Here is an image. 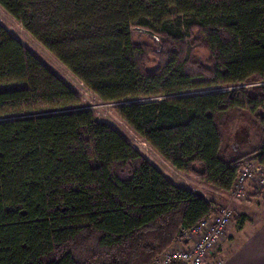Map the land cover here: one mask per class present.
Segmentation results:
<instances>
[{
  "label": "trees",
  "instance_id": "trees-1",
  "mask_svg": "<svg viewBox=\"0 0 264 264\" xmlns=\"http://www.w3.org/2000/svg\"><path fill=\"white\" fill-rule=\"evenodd\" d=\"M0 5L98 98L122 101L117 114L172 167L228 192L244 161L264 165V83L250 84L264 80V0ZM12 82L0 87V264H150L214 212L90 110L66 108L78 95L0 24V86ZM234 113L258 124L250 151L224 148L220 119Z\"/></svg>",
  "mask_w": 264,
  "mask_h": 264
},
{
  "label": "rangeland",
  "instance_id": "rangeland-1",
  "mask_svg": "<svg viewBox=\"0 0 264 264\" xmlns=\"http://www.w3.org/2000/svg\"><path fill=\"white\" fill-rule=\"evenodd\" d=\"M0 24L15 37L27 50L35 55L46 67L53 71L61 80H63L79 97V102L75 105L67 106L71 110H90L94 117L100 121L109 124L116 129L131 145L138 150L152 165L160 168V170L178 186L195 188L196 191L202 193L209 201H214V207L222 205V193H215L205 181L200 180L194 175H188L185 172L174 169L169 163L163 159L146 141L133 131V129L117 114L115 111L116 105L122 101H104L98 98L90 91L77 77H75L65 65H63L50 51H48L39 41H37L15 18H13L0 5ZM132 38L136 43L147 44L151 49L158 47L157 39L153 38L148 31L144 29L132 28ZM194 55L198 59L206 58V51L196 49ZM261 84L263 81H258L250 84ZM21 82H12L0 87H16L21 86ZM225 86L224 89L240 86ZM249 85V84H247ZM223 86H212L203 89L194 90L191 92H208L221 89ZM255 119L245 113L227 114L220 119V129L223 136V145L225 149L231 150V144H235L237 149H242V152L250 151L258 144L259 128L255 124ZM257 123V122H256ZM250 124L251 130L247 129ZM248 130V131H247ZM250 137L248 143L247 139ZM228 152V151H227ZM252 186V185H251ZM229 194V193H228ZM230 198V196H229ZM226 203V202H225ZM235 208L236 218L240 220L243 215L252 214L258 208L264 207V196L253 185L250 190L246 191L243 199ZM256 209V210H255ZM183 263V262H182ZM180 264V263H179ZM186 264V263H184Z\"/></svg>",
  "mask_w": 264,
  "mask_h": 264
},
{
  "label": "built area",
  "instance_id": "built-area-1",
  "mask_svg": "<svg viewBox=\"0 0 264 264\" xmlns=\"http://www.w3.org/2000/svg\"><path fill=\"white\" fill-rule=\"evenodd\" d=\"M250 185H254L264 196V165L258 160L244 161L228 191L229 202L215 207L213 213L195 224L182 227L172 245L155 255L150 264H171L174 261L213 264L208 255L226 233L233 216L231 202L243 199Z\"/></svg>",
  "mask_w": 264,
  "mask_h": 264
},
{
  "label": "crops",
  "instance_id": "crops-1",
  "mask_svg": "<svg viewBox=\"0 0 264 264\" xmlns=\"http://www.w3.org/2000/svg\"><path fill=\"white\" fill-rule=\"evenodd\" d=\"M165 162L168 163L166 160ZM251 187V185L248 186L247 191ZM189 188L196 191L195 188ZM216 192L222 193L221 196L224 195L221 197V204L229 202L228 192L221 190ZM239 201L233 200L231 202L233 216L226 233L208 255V259L213 264H264V207L255 209L256 211L252 214L245 215L247 219L239 226L241 218L238 220L235 212ZM180 263L184 264V262Z\"/></svg>",
  "mask_w": 264,
  "mask_h": 264
},
{
  "label": "water",
  "instance_id": "water-1",
  "mask_svg": "<svg viewBox=\"0 0 264 264\" xmlns=\"http://www.w3.org/2000/svg\"><path fill=\"white\" fill-rule=\"evenodd\" d=\"M247 129L249 130L250 129V126L248 125V127H247ZM247 130V131H248ZM247 141H248V143H249V141H250V137L247 139ZM237 143V142H236ZM235 143V144H236ZM235 144H231V147H232V149H234V150H239V149H237V147L235 146Z\"/></svg>",
  "mask_w": 264,
  "mask_h": 264
},
{
  "label": "bare ground",
  "instance_id": "bare-ground-1",
  "mask_svg": "<svg viewBox=\"0 0 264 264\" xmlns=\"http://www.w3.org/2000/svg\"><path fill=\"white\" fill-rule=\"evenodd\" d=\"M152 37L155 38V39H157V38L155 37V35H152ZM254 160H257V159H254ZM261 164H262V163H261Z\"/></svg>",
  "mask_w": 264,
  "mask_h": 264
}]
</instances>
